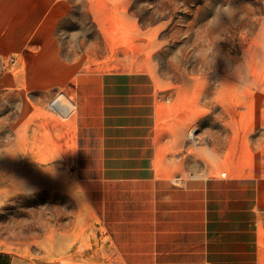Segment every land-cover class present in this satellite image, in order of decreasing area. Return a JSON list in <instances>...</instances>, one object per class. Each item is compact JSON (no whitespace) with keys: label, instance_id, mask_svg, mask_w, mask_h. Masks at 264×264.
Wrapping results in <instances>:
<instances>
[{"label":"rangeland","instance_id":"rangeland-1","mask_svg":"<svg viewBox=\"0 0 264 264\" xmlns=\"http://www.w3.org/2000/svg\"><path fill=\"white\" fill-rule=\"evenodd\" d=\"M44 1L0 0V239L43 253L79 216L77 177L124 165L106 158L156 122L264 185V0ZM53 41L76 95L48 80ZM72 117L81 144L62 145Z\"/></svg>","mask_w":264,"mask_h":264},{"label":"crops","instance_id":"crops-1","mask_svg":"<svg viewBox=\"0 0 264 264\" xmlns=\"http://www.w3.org/2000/svg\"><path fill=\"white\" fill-rule=\"evenodd\" d=\"M49 49L48 80L73 84L76 95L78 66L61 58L54 41ZM79 123L62 121L60 144H81ZM172 125L156 122L137 144L119 142L124 149L106 160L124 165L78 176L79 216L66 228H45L43 253L2 239L0 252L10 264H264L260 175L232 165L216 171L213 155L185 152L189 123ZM198 157L199 171L191 164Z\"/></svg>","mask_w":264,"mask_h":264},{"label":"trees","instance_id":"trees-1","mask_svg":"<svg viewBox=\"0 0 264 264\" xmlns=\"http://www.w3.org/2000/svg\"><path fill=\"white\" fill-rule=\"evenodd\" d=\"M11 255L9 253L0 252V264H10Z\"/></svg>","mask_w":264,"mask_h":264}]
</instances>
